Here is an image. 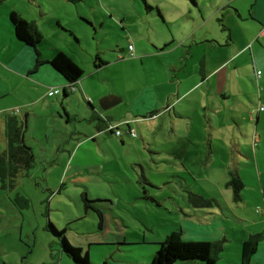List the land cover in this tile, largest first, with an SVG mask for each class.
Instances as JSON below:
<instances>
[{
    "label": "crops",
    "instance_id": "crops-1",
    "mask_svg": "<svg viewBox=\"0 0 264 264\" xmlns=\"http://www.w3.org/2000/svg\"><path fill=\"white\" fill-rule=\"evenodd\" d=\"M255 1L252 5L255 6L252 13L254 23L241 21L244 20V15L236 5L230 9L228 7L223 9L226 10L225 14L217 22L228 31V38L219 45L213 40L211 43L206 38L200 39L198 44L202 43L200 47L202 57L193 64L190 72L184 76L179 72L164 76V83L170 88L164 98L158 97L156 100L155 96L149 95L151 97L149 100L143 96L142 102L135 108V104L130 106L133 102L127 104V99L120 94L101 92L95 83L84 84L82 78L75 85L74 91H69L68 81L48 63L60 50L49 47L47 49L51 53L44 51L42 42L45 39L37 18L34 17L35 13H31L29 20L28 14L26 16L22 14L26 13L25 10L22 13L8 7L4 10L6 3L0 0V153L7 148V120L15 117L23 125V142L31 149L34 159L42 148H46L57 157L62 156L60 154L64 152L68 153L62 165L72 182L83 180L97 185L104 180L108 181L109 177L118 178L121 174L125 183H130L128 178L130 176L126 175L127 172H122L120 159H123V156L112 152L110 140L113 136L118 140L115 143L117 148L121 151L126 150L125 165L131 166L130 172L137 177L134 190L139 195L135 200H139L143 205L141 209L139 206L133 207L130 212L140 216L139 221L144 223V228L139 231L142 236L135 233L132 235L126 231H120L119 235L116 231L114 233L113 228L110 227L111 215L114 214L113 200L102 196L93 197L94 203L97 204L96 209L102 216V225L96 230H99L97 233L104 231L105 237L116 241L108 240L105 241L106 244L85 242L89 241V237L96 235L90 232L77 236L70 234L71 238H69L66 235L68 229L65 228L64 236L72 246L84 245L82 251L86 246L88 247L84 253L87 254L89 262L91 248L108 246L111 251L104 262L114 264L108 259H111L115 253H125L129 249L146 245V234H153L154 228L150 229L147 223L150 216L145 221V214L150 212L159 214L161 210L163 212L165 201H169L167 198L169 197L172 206L164 213L174 214L178 216V220L173 217L169 220H161L169 221L168 223L174 226L171 231L180 230L186 241L221 242L222 250L218 254V259L226 257L230 264H241L244 242L251 236L258 235L260 240L249 264H264V101L255 88V83L258 85V81L264 82V76L263 73L257 76L256 73L259 71H256L253 65L254 41L264 34V0ZM191 3L198 8L196 0L194 4L193 1ZM12 10L25 21L33 23L42 36V42L37 49L43 63L35 69L34 49L18 40L14 34L9 21ZM158 11L165 24L167 18L159 8ZM200 13L201 23L193 18V35L180 40L178 45L179 50H182L180 59L185 62V68L187 61L193 56L190 49L194 45L197 46L194 31L200 26L201 29L206 26L207 20L203 13ZM174 20L176 21V18ZM250 29H252L251 34L248 33ZM74 38L77 42V38ZM189 40L193 42L187 46ZM163 43H167L164 36L156 46L162 47ZM165 46L156 50L165 51ZM173 50L168 49V51ZM249 52L251 61L246 63V54ZM149 55L145 54V56ZM183 55L185 58H182ZM246 64L253 66L252 70H247ZM186 76H191L190 79L193 81L186 79ZM51 90L58 92L48 96ZM97 97L100 101L107 99L110 105L108 109L125 102L127 110L120 107L109 115L96 111L94 99ZM74 99L77 100L78 105H86L88 102L91 109L83 110L82 113L79 111L71 113L69 107L72 106ZM259 107L263 110L259 111ZM76 118H81L85 123L82 125L83 129L79 130L81 127H76L74 131H70L67 125L71 121H76ZM191 119L193 125L190 123ZM111 125L121 131L119 137L107 129ZM129 130L135 133V137L129 136L127 133ZM78 136H82L83 140L77 143V146L73 145L71 149L66 147L68 144L70 146V141H74ZM53 138L54 145L50 148L47 143ZM83 142L90 144L85 149H81ZM101 142L106 150L101 149ZM44 151L45 149H42L41 153L46 158ZM106 154L111 155L109 161H106ZM144 154L148 157L170 158L168 163L172 164V167L178 163L179 170L169 171L172 175L163 173L168 177L165 181L161 172L167 164L159 165L158 174L155 176L159 177L160 183L154 184L146 174L148 165ZM188 154L193 155V187L189 185L188 178L182 176L187 175L189 171L183 163V158ZM74 158L77 159L76 163L72 162ZM198 159H201L200 163L195 162ZM108 163L114 165L115 171L113 168L112 170L104 168ZM233 176L238 177L243 184L238 197H235L229 186ZM114 180L118 182L117 179ZM194 184H199V187H195ZM60 190L61 188L56 194ZM151 190H159L161 193L153 196ZM221 190L226 192L223 194L226 198L221 197L219 192ZM245 193H250L254 198H247ZM52 194L50 192L49 198ZM89 194L88 190L83 197L87 199ZM119 200L122 201L121 198ZM149 200L155 202L150 208ZM205 201L209 202V205L205 204ZM230 218L234 219L237 226L233 225L235 223L231 225ZM185 231H189L190 234H186ZM44 232L49 239V245L52 246L54 244L52 236L47 231ZM157 232L160 234L159 230ZM134 236L142 241L126 242L128 237ZM71 240L77 245L72 244ZM154 241L155 243H150L151 247H146L151 254L148 253L149 255L142 259L143 263L137 259L136 264H152L153 256L161 242ZM53 252L54 254H50V258L43 260L41 264H55L57 260L59 264H75L60 251L57 252L58 254L54 250ZM121 259L117 260L116 264H124ZM175 264L202 263L185 261Z\"/></svg>",
    "mask_w": 264,
    "mask_h": 264
},
{
    "label": "rangeland",
    "instance_id": "rangeland-1",
    "mask_svg": "<svg viewBox=\"0 0 264 264\" xmlns=\"http://www.w3.org/2000/svg\"><path fill=\"white\" fill-rule=\"evenodd\" d=\"M146 1L153 8L150 12L145 10L142 0H4L6 5L3 9L5 10L8 7L21 13L25 10L26 13L22 14L24 16L28 14L29 20H31V13H35L34 17L36 16L38 26L45 39L42 42L45 52L51 53L47 48L54 47L66 53L82 70L81 80L84 81V84L95 83L96 87L99 86L101 92L118 93L127 99V104L133 102L130 106L132 107L135 104V108L142 102L141 97L143 96H146L149 100H151L149 95L155 96L156 100L158 97L164 98L166 92L170 90L169 86L164 83V76H171L173 73L178 72L184 76L187 72H190L193 64L202 57L200 52L202 43L198 44L201 41L200 39L206 38L211 43V40H213L219 45L228 38V31L217 22L225 14L226 10L223 9L227 7L230 9L236 5L244 15V20L241 21L254 23L255 20L252 16L255 8L252 5L256 2L255 0H196L198 8H195L190 0ZM158 8L167 18L165 24L158 13ZM200 12L207 20L206 26L202 29L200 26L194 31L197 46L194 45L190 49L193 56L187 61L185 68V62L180 59L182 50H179L178 45L180 40L193 35V18L201 23ZM173 17L176 18V21ZM251 30L248 31L249 34H251ZM256 30H258V27ZM71 33L77 38V42ZM163 36L166 38L167 43H163L162 47L166 45V50H156L162 48L160 46L158 48L156 45L160 43ZM192 42L193 40H189L186 45L189 46ZM168 49L174 50L168 51ZM145 54L150 55L145 56ZM253 54L254 68L260 74L263 73L264 76V34L257 41H254ZM182 58H185V56L183 55ZM250 61L251 55L249 52L246 54L245 62L250 63ZM101 62L105 64L97 68L94 67L95 64L100 65ZM246 65L247 70H252L253 66ZM190 77L186 76V79H190ZM190 80L193 81V79ZM155 86L161 89H157ZM255 88L264 101V82L258 81V85L255 83ZM99 101L100 98L98 97L94 99V108H97L96 111L103 114L115 113L120 107L125 111L127 110L125 102L116 107L102 110ZM87 103L86 105H78L77 100L74 99L69 111L71 113L76 111L82 113L83 110L91 109V106ZM190 113L193 115L192 111ZM190 123L193 125V119L190 120ZM84 124L81 118H76V121H71L67 126L70 131H74L76 127H81L79 130H82ZM76 139L70 141V146L68 144L66 147L71 149L73 145L77 146V143L81 142L83 137L78 136ZM53 140L54 138L47 143L50 148L54 145ZM110 141L113 154L123 156V159H120L122 172H127L126 175L130 176L128 177L130 183H125L121 174L118 175V178L109 177L108 181L112 183H107V180L97 185L83 180L72 182L69 179V174L65 173L66 169L64 172V165H62L67 159L68 153L64 152L60 154L62 156L57 157L46 148L42 149H45L44 154L47 157L45 158L41 153L42 149L37 150L39 154L35 155L36 159L32 168L26 176L23 175V177L17 179L13 188H10L8 184L5 188L0 180V264H21V262L22 264H41L43 260L50 258V254H54L53 250L57 253L60 245H58L57 240H54V244L50 246L49 239L43 229L49 221L58 231L67 228L66 235L69 238H71V235L77 236V234L90 232L96 233V235L89 237V241L85 242L106 244L105 241L112 240L105 237L104 231L103 233H97L99 231L96 230L99 220L95 212L97 204L93 201V197L97 196L113 200L114 214L111 215L112 226L110 227L113 228L114 233L117 232L119 235L120 231H126L132 235L134 233L135 235L141 234L139 231L144 228V223L139 221L140 216L130 212L133 207L139 206L141 209L143 205L139 200H135V197L139 195L134 190L137 177L130 172L131 166L125 165L126 150L121 151L117 148L115 143L118 140L114 136L111 137ZM89 144L83 142L81 149H85ZM107 144H109L108 140ZM100 147L104 149L102 142ZM106 155V161H109L111 155ZM144 155L148 165L146 174L154 184L160 183L159 177L155 176V174H158L157 167L159 165L167 164L161 172L162 179L165 181L168 177L163 173L172 175L169 171L179 170L178 163L174 167L168 163L171 160L170 158ZM200 160L198 159L195 162L200 163ZM72 162L76 163L77 159L74 158ZM183 163L189 171H187L188 177L187 175L182 176L188 178L189 185L193 187V155H186L183 158ZM104 168L108 170L113 168L114 170V165L108 163ZM114 179H117L118 182L116 183ZM172 184L174 187V181H172ZM198 185L194 184L195 187H199ZM60 188V192L56 194ZM88 190L90 194L87 196V201L90 204L88 208H85L83 195ZM177 191L179 190L177 189ZM50 192L53 194L49 198ZM150 192L153 196L161 193L159 190H151ZM219 192L222 198H226V196H223L226 193L224 190ZM163 193L166 194L167 192ZM245 196L254 198L250 193H245ZM18 197L26 199L28 201L27 206H23V201L19 200ZM228 197H230V194ZM47 198L49 199L46 201ZM167 198L169 201H165L166 205L163 212L161 210L159 214L153 212L145 214V221L150 216L149 221H147L150 229L154 228L153 234H146V245H141L132 250L129 249L125 253H115L108 260L116 264L118 263L117 260L123 258L121 261L124 264H136L135 261L138 259L143 263L142 259L151 254V251L149 253L146 247H151L150 243H155L154 240H164L166 234H169L171 229L174 228L168 223L169 221H162L161 219L169 220L170 217H173L178 220V216L167 213L168 216L164 213L172 206L171 199ZM149 201V208L152 204L155 205L154 201ZM228 214L231 215V213ZM230 220L232 221L231 225L235 223L233 225L237 226L233 218H230ZM184 224L187 225V223ZM156 229L160 231V234ZM185 233L190 234L189 231H185ZM112 241L116 240L113 239ZM139 241L142 240L136 236L126 239L128 243H138ZM71 243L77 245L73 240H71ZM73 247L82 249L85 246ZM107 247L91 248L90 264H103L111 251ZM87 248L86 246L82 254ZM55 264H59L58 260ZM216 264L230 263H228L226 257H221L216 259Z\"/></svg>",
    "mask_w": 264,
    "mask_h": 264
},
{
    "label": "trees",
    "instance_id": "trees-1",
    "mask_svg": "<svg viewBox=\"0 0 264 264\" xmlns=\"http://www.w3.org/2000/svg\"><path fill=\"white\" fill-rule=\"evenodd\" d=\"M142 1L146 11L150 12L153 10L152 6H150L146 0ZM192 1L194 4V0H191V2ZM9 21L16 38L34 49L36 54L35 69L43 63L40 52L37 49L38 45L42 42L41 34L33 23L25 21L14 11L9 14ZM48 63L68 81L69 91H71L70 88L75 89V85L82 78L83 74L82 70L75 62H73L64 52L57 51ZM103 64L104 63L101 62L100 65L95 64V66L100 67ZM23 133V125L18 122L15 117L7 120V148L4 152L0 153V180L5 188L7 184L10 188H13L17 178L23 177V175L25 176V174H27L32 168L35 161L31 149L23 142ZM229 186L232 188L235 197H238V194L243 187L240 179L236 176L231 177ZM18 198L23 201V206H27L28 201L26 199L22 197ZM83 201L85 208H88L90 203L84 197ZM205 204L209 205V202L205 201ZM95 212L98 216V227L100 228L102 225V216L98 210ZM44 230L52 236L53 240H57L58 245H60V253L65 254L77 264H90L87 254H82L81 249L74 248L66 240L64 236L65 228L58 231L51 222H48ZM259 240L260 237L254 235L244 242L240 260L241 264H249L256 251ZM221 250V242L186 241L180 230H174L167 234L164 240L158 244V249L152 259V264H175L177 262L185 261H199L202 264H216V259ZM103 264L106 263L104 262Z\"/></svg>",
    "mask_w": 264,
    "mask_h": 264
},
{
    "label": "built area",
    "instance_id": "built-area-1",
    "mask_svg": "<svg viewBox=\"0 0 264 264\" xmlns=\"http://www.w3.org/2000/svg\"><path fill=\"white\" fill-rule=\"evenodd\" d=\"M256 74H257V76H259L260 73L257 72ZM70 89H71V92L74 91V88H70ZM57 92H58L57 90H51V91L48 92L47 95L48 96H52V95L57 94ZM258 110L259 111H262L263 108L262 107H259ZM107 129L109 131L113 132L116 137H119L121 135V131L116 126H112L111 125ZM127 133L129 134L130 137H132V138L135 137V133L134 132H132V131L129 130V131H127Z\"/></svg>",
    "mask_w": 264,
    "mask_h": 264
},
{
    "label": "water",
    "instance_id": "water-1",
    "mask_svg": "<svg viewBox=\"0 0 264 264\" xmlns=\"http://www.w3.org/2000/svg\"><path fill=\"white\" fill-rule=\"evenodd\" d=\"M99 103H100V108L102 110H106L110 107V105H108L107 103V99H102L101 101H99Z\"/></svg>",
    "mask_w": 264,
    "mask_h": 264
}]
</instances>
